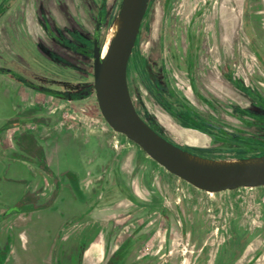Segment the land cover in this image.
<instances>
[{
    "label": "rangeland",
    "instance_id": "rangeland-1",
    "mask_svg": "<svg viewBox=\"0 0 264 264\" xmlns=\"http://www.w3.org/2000/svg\"><path fill=\"white\" fill-rule=\"evenodd\" d=\"M18 1L10 0L6 5L9 12L19 11ZM74 1L30 0L19 12L8 16L0 24L3 36L0 68L42 83L39 81L42 76L45 80L61 76L59 71L66 68V61L76 67L75 90L85 99L57 104L54 100L38 97L37 102L45 116L51 112L87 115V139H99L102 133L108 132V141L98 144V149L87 143L77 152L80 141L70 140L65 144L60 142L54 155L56 170L79 173L87 169V173H93L98 168V158L104 155H112L111 161L124 160L130 164L137 153V146L125 136L107 131L110 127L99 111L93 88L92 38L96 16L102 10L100 45L103 49L110 43L109 35L121 0H93V8L89 1L88 9L87 0L84 3L83 0ZM228 2L150 0L128 67L131 98L147 124L153 125L155 128L149 126L164 139L169 138L191 155L207 160L235 161L264 155V110L258 108L264 103L261 95L264 90L249 87L257 78L255 70L259 65L250 53L255 46L245 40L239 23L230 24L233 12L227 8ZM26 5L30 6L28 11ZM26 12L34 19L39 18L41 34L36 25L24 22ZM86 15L90 17L88 27L85 26ZM81 27L84 33L75 39L79 42H73L69 37L72 33L78 34L77 28ZM234 27L237 31L235 41ZM81 51L85 54L79 53ZM0 77L6 78L1 73ZM44 86L49 87L48 84ZM4 91L0 84V122L12 115V103L17 102L3 95ZM8 91L14 96V92ZM23 99L26 106L31 105L30 93ZM204 122L213 123L231 135L207 129ZM194 125L199 126L200 132L190 128ZM121 138L124 140L122 147L117 144ZM3 150L0 148V208L16 203V193L24 187L19 181L35 182L37 173L17 165L13 169ZM118 150H123L122 159L116 156ZM138 152L142 158L143 153ZM16 175L21 178L17 179ZM162 175L163 180L171 184L169 197L161 206L166 210L165 218L170 221L171 234L169 255H163L166 223L160 222L156 215L155 239L145 247L156 254L155 264H162L164 260L168 264H199L202 248L208 251L205 264L225 261L233 252L228 244L232 234L240 236L244 242L234 264H264V186L206 194L178 181L156 164L151 176L155 177L157 194ZM63 206L62 212L70 211L71 216L80 210L75 202ZM58 210L18 214L0 222V239L11 232L15 242L6 264H51L55 249L59 247ZM3 217L0 215V220Z\"/></svg>",
    "mask_w": 264,
    "mask_h": 264
},
{
    "label": "flooded vegetation",
    "instance_id": "flooded-vegetation-1",
    "mask_svg": "<svg viewBox=\"0 0 264 264\" xmlns=\"http://www.w3.org/2000/svg\"><path fill=\"white\" fill-rule=\"evenodd\" d=\"M89 1L91 2V8H93V0H87V9ZM9 2L10 0H0V24L3 23L8 16L13 15L14 13L11 11L9 12V9L6 8V5ZM26 2L30 3V0H19L16 4L17 9L20 11ZM75 2L76 0L73 3ZM149 2L150 0L148 1L145 15L149 8ZM19 4L20 6H18ZM251 4H257L264 7V0H229L227 8L232 10L233 18L237 15L238 10L244 8L239 16L241 20L245 22L244 15L247 14V9ZM25 7L27 11L30 8L29 5H26ZM19 11L16 10L15 13ZM90 11L91 10L89 9V12ZM29 14L30 13L27 14L26 12L24 22L28 21L32 26L36 25L35 28L39 32V18L36 17L34 19L32 15ZM74 15L77 16L78 14L74 13ZM145 15L141 21L139 34L135 40L134 47L139 39ZM85 18H87L85 26L88 27L90 17L86 15ZM103 20L104 14L102 10H100L96 16V23L93 31L92 52L93 39L96 34L95 30L98 22H100L98 46L101 48L100 35ZM82 28L83 27L80 29L77 28L78 34L72 33L69 39L73 42H79L75 39H78L82 36V33H84ZM41 31L40 28V32ZM252 31L250 33V44L255 47L254 49H250V53L253 54L255 62L257 61L259 65L257 66V70H255L257 78L249 84V87L264 90V31L262 30V32H260L255 30V28H253ZM256 33H259V37H256ZM234 35L235 32L233 28L232 36ZM2 40L3 36L0 34V43H2ZM79 45L81 44L79 43ZM79 53L85 54V51ZM130 57L127 64V77ZM76 72V67L71 65V63L67 64L66 61V68H62L59 71L61 76L54 75L46 77L47 80L44 79V76H40L41 80L39 81L42 83H39L8 68H0V73L5 75L7 79L13 80L28 89H36L42 94L52 96L56 98L58 102L65 104H71L86 98L80 95V92H77L78 90H75L76 83L74 82V79L77 77ZM30 73H32V71H30ZM36 77L39 79L38 76ZM46 84H48L49 87L44 86ZM4 92H2V94ZM129 94L131 97L130 90ZM261 95L264 100V91ZM22 101L13 106L12 115H10L0 127L1 135L7 133L11 129L14 130L13 134H15L13 140V152L7 153L4 150L3 154L9 159H21L25 162L31 163L35 168L42 169L45 174L50 175L51 179L46 180L47 183L42 182V180H39L37 183L23 182L24 189L17 202L10 206H1L0 215L3 214L4 217L0 222L2 223L5 221V218L18 214L33 213L41 210L56 212L59 209L58 215L63 219V222L58 228L57 241L59 242V247L58 249H55V255L53 254L52 256L51 264H155L158 260L155 257L156 254L150 252V250H145V247L155 239L157 232L155 229V217L158 215L160 222L166 223L163 255H169L168 246L171 230L168 223L170 221L165 218L166 210L161 208V206L167 197H169L170 192L168 191H170L171 184L169 180H163V175L160 176L158 182L160 193L157 194L155 177L151 176V174L152 172L154 173L157 164L164 170V172L169 173L178 181L180 179L156 163L138 145L130 140L129 141L132 142L133 145L137 146V153L135 155L136 159L134 162L130 161V164L124 160L111 161L109 159L112 158V155L110 156L108 154V156L104 155V157L98 158V168L96 172L87 173V179H82L77 172L72 170H62L57 174H53L48 168H46L43 152L41 148L36 145L33 137H31L30 132L32 131L28 129L30 125L46 126L49 122L44 120L45 113L41 106H39L38 102L37 104L23 107ZM134 108L139 117L147 124L148 122L141 116L135 105ZM258 108L264 110V103L259 104ZM78 114L85 115L84 113H75L74 117ZM204 123L207 129H216L225 135H231L225 130H220V128L213 123ZM149 125L153 126L150 123ZM190 128L196 131L200 130L197 125L191 126ZM107 131H110L115 135L118 134L111 128ZM202 134H205V132L202 131ZM108 137V132H105V134L102 133L99 136V139H93L90 137L87 142H90L92 146L97 148L98 144L106 143ZM164 137L167 138L166 136ZM167 139L170 140L169 138ZM168 142H172L171 144L190 154L187 149L181 147L176 142L172 140ZM117 144L122 147L124 144L123 138H121L120 141L118 140ZM258 148L262 149L261 147ZM7 150L9 151V149ZM138 151L143 153L144 156L142 158ZM122 154L123 150H118V152H116V156H119L121 159L123 158ZM181 181L185 182L183 180ZM65 186H67L66 189L68 192L70 191L73 194L74 202L80 207V210H76L74 214L68 218L65 217L66 214L62 212V209L64 208L63 204L66 200V194H68L64 189ZM205 193L208 194V192ZM97 236H100L102 241L100 257L95 263H87L86 257L92 254V252L98 247L96 244L90 247L91 241ZM231 236L233 237L232 239L229 238L230 240H228V244L233 248L232 254L227 260H220L215 264H234L235 260L240 256L241 249L244 247V242L240 236H236L235 234H232ZM14 243L11 232L7 233L4 238L0 239V257L2 253H5L3 264H6L7 256L10 254V249L14 246ZM200 251L201 252L198 256L200 258L199 264H205V258L208 256V251L205 248H202ZM162 264H168L167 260H164ZM212 264H214V262H212Z\"/></svg>",
    "mask_w": 264,
    "mask_h": 264
},
{
    "label": "water",
    "instance_id": "water-1",
    "mask_svg": "<svg viewBox=\"0 0 264 264\" xmlns=\"http://www.w3.org/2000/svg\"><path fill=\"white\" fill-rule=\"evenodd\" d=\"M149 0H122L119 26L105 56L98 46L99 23L93 39V88L99 111L107 125L138 145L151 159L193 187L218 193L264 186V155L216 162L195 157L171 144L137 114L127 84V64L139 34ZM5 253L0 257L3 264Z\"/></svg>",
    "mask_w": 264,
    "mask_h": 264
},
{
    "label": "crops",
    "instance_id": "crops-1",
    "mask_svg": "<svg viewBox=\"0 0 264 264\" xmlns=\"http://www.w3.org/2000/svg\"><path fill=\"white\" fill-rule=\"evenodd\" d=\"M243 9L238 11L239 13L237 12V15H235L234 18L231 17L229 22L230 24H235V26H236V23H239L241 25V30L243 31L245 40L250 41V38H251L250 33L253 30V28H255L256 30L260 32H262V30L264 31V7L263 6L261 7L257 4H251L249 8L247 9V14L244 15L245 22L242 21L239 16V14L242 13ZM235 29L236 27H234V32H235V35L233 36L234 41L236 40V37H237L236 36L237 31H235ZM0 84H2L3 87L5 88V92L3 93V95H7V97L9 96L13 97L14 100L17 101V102L12 103V107L16 103L21 102L23 97L27 95L28 93H30V96H31L30 104H37L36 100H38V97H41V99L46 98L48 101L54 100L57 102V104L58 103L62 104L61 102H58V100L52 96L42 94L36 89L35 90L28 89L18 84L17 82L7 79V78H1ZM9 89L12 92H14V96H12V94L10 95L8 91ZM7 97L5 99H7ZM22 102H23L22 104L23 107H27L24 99ZM76 116L74 117V114H61L58 112L57 113L51 112V114H48L46 116L44 114V117H45L44 120H47L49 122L48 125L46 126L30 125L28 128L29 130L32 131L30 132L31 137H33V140L36 142V145L40 147L43 152V156H44L45 163H46V168H48L53 174H57L58 172L62 171L58 169L56 170V166L54 165V155L57 149H59L60 147L59 146L60 142L61 144L63 143L65 144L66 141H70V140L80 141L81 146L78 147L77 152L80 151V148H82V145L87 146V143H90V142H87L88 140L87 139V115L78 114ZM1 121L2 122H0V127L5 122V119ZM68 122H70L71 124H69ZM13 131L14 130L11 129L5 134H2V135L0 134V148H3L7 153L13 152L14 150L13 140H14L15 134H13ZM5 148L9 149V151ZM8 161L9 163L12 164L13 169H16L17 166H22V167H26L25 169L28 172H37L35 183L39 182V180H42V182H46V180L51 179L50 175L45 174V172L42 169L40 170L38 168H35L29 162H25L21 159H15V158H10V159L8 158ZM14 173L17 174V170H15ZM78 174L80 175L82 179H87V169L79 172ZM16 178L19 179L21 177L16 175ZM23 182L25 181H19L20 184H23ZM66 188L67 186H65L64 189L66 192H68ZM23 189L24 187L22 188L20 192L17 191L16 193L17 200L20 198L23 192ZM73 202H74L73 194L69 191L68 194H66L65 203L68 206L70 204H73ZM0 212H1V209H0ZM70 214L71 213L69 211L65 215V217L67 216L70 217L71 216ZM53 215L59 217L57 213H54ZM58 221H61L60 222V225H61L63 222V219L60 217V220ZM94 244H96L98 247L95 251L92 252V254L86 257L87 263L88 262L95 263L100 257V251L102 247V241H101L100 236H97L91 241L90 247Z\"/></svg>",
    "mask_w": 264,
    "mask_h": 264
},
{
    "label": "bare ground",
    "instance_id": "bare-ground-1",
    "mask_svg": "<svg viewBox=\"0 0 264 264\" xmlns=\"http://www.w3.org/2000/svg\"><path fill=\"white\" fill-rule=\"evenodd\" d=\"M118 26H119L118 20H115V22L113 23L112 29H111V33L109 35L110 38H112L113 35L116 33V31L118 29ZM106 49H107V46L105 45L104 48H103V50H102V57L105 56ZM216 162H228V161H219V160H216ZM208 194H211V193H208Z\"/></svg>",
    "mask_w": 264,
    "mask_h": 264
}]
</instances>
